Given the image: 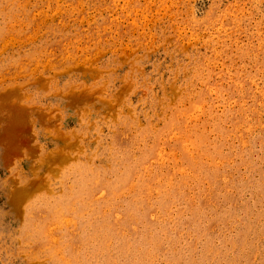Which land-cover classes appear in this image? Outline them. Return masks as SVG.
Returning a JSON list of instances; mask_svg holds the SVG:
<instances>
[{
  "label": "rangeland",
  "instance_id": "1",
  "mask_svg": "<svg viewBox=\"0 0 264 264\" xmlns=\"http://www.w3.org/2000/svg\"><path fill=\"white\" fill-rule=\"evenodd\" d=\"M0 264H264V0H0Z\"/></svg>",
  "mask_w": 264,
  "mask_h": 264
},
{
  "label": "bare ground",
  "instance_id": "2",
  "mask_svg": "<svg viewBox=\"0 0 264 264\" xmlns=\"http://www.w3.org/2000/svg\"><path fill=\"white\" fill-rule=\"evenodd\" d=\"M5 101V100H4ZM11 106V105H10ZM6 133V132H5ZM8 134V133H7Z\"/></svg>",
  "mask_w": 264,
  "mask_h": 264
}]
</instances>
